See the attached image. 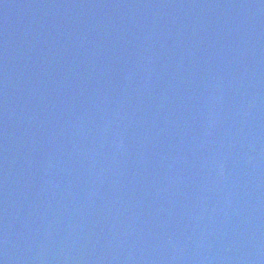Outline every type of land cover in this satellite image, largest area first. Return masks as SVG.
I'll return each instance as SVG.
<instances>
[{"label":"water","instance_id":"obj_1","mask_svg":"<svg viewBox=\"0 0 264 264\" xmlns=\"http://www.w3.org/2000/svg\"><path fill=\"white\" fill-rule=\"evenodd\" d=\"M0 264H264V0H0Z\"/></svg>","mask_w":264,"mask_h":264}]
</instances>
